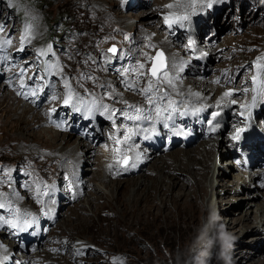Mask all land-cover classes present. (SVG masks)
<instances>
[{"label": "rangeland", "instance_id": "1", "mask_svg": "<svg viewBox=\"0 0 264 264\" xmlns=\"http://www.w3.org/2000/svg\"><path fill=\"white\" fill-rule=\"evenodd\" d=\"M140 1V7L137 6L138 8L133 10L131 5L134 4L126 3H131V0H0L1 94L6 95L13 92L5 87V81L8 78L9 84L15 85L19 89V93L27 94L32 98L24 101L22 100L24 95L15 92L16 94H13L18 101L23 102L25 106L38 114L41 111H48V113L45 111L47 122L42 123L35 130L51 131L53 135L58 133L61 137L73 127L72 124L74 122L68 125L65 115L58 113L54 109L60 105L64 106V100L69 97V93L73 96L76 103H72V110L75 107L82 106L81 114L84 115L81 118L83 120L95 119L96 121L102 116L110 120L108 125L96 122L98 128L102 127V131L98 130L102 136L97 139H95L94 131H90L87 141L80 139V131L79 133L74 132L73 136L68 138V142L71 145L70 151L75 154V157H78V168L76 169L78 171L74 173L73 178L68 177V174L63 173L60 169L58 170L56 167L58 162L48 160L47 155L49 154L47 152L41 151L39 154L42 157L37 154L23 156L18 149L28 146L23 145L22 141L19 143L11 141V137L7 135L6 127H3V122L2 124L0 123V199L4 196V198H8V196H11L9 194H12L22 200L29 209L31 216H29L30 225L37 220L44 221L35 223L29 226L30 228L27 227L26 230L29 235L24 227H22L24 230H19V227L12 228L7 223L0 222L2 225L7 224L8 229L12 231L8 232L10 234L8 238V233H3L5 229H0V243L3 241L6 247L8 246L10 257L14 254L16 255L14 260L9 258V264H188L193 261L195 249L203 247L200 243L196 244L191 247L186 258L178 257L176 255L177 248L180 245L184 247L190 236L183 229L170 232L171 236H173L172 245L158 241L157 245L154 246V243L147 239L148 236L144 233H139L138 230L130 229L127 226L117 225V219H113V212L100 210L99 214L93 213L96 205L104 203V198L111 202L119 195L113 189L114 185L111 186L112 188L107 187L105 189L100 184L97 171L98 167L110 162L111 165L114 164V170L111 169L112 174L119 182L125 181L136 174H125L128 164L124 167H120L118 164L119 159H124L125 156H128L129 163V155L127 153L118 155L120 143H117L121 137L127 134L128 137H133V142L131 143V138H128V143L136 147L138 156L149 153L151 148L146 143L141 142V139L136 138L135 133L136 128L146 127V130L144 129L142 132L150 130L153 123L151 121L152 117L139 120L129 119V116L136 115V108L143 110L142 116L152 111H154L152 113L156 114L155 109L157 106L161 108L162 116H166L169 111L171 112L172 118L164 119V122L160 124L159 130L157 129L154 132L156 134L160 130H168L169 127L175 133L177 132V136H167L163 138L164 143L160 142L162 145L160 146L159 144V146L163 155L177 151V149H183L176 145L174 150H166L171 140H179L178 130L182 128V125H180L182 121L186 124L193 123L194 125L202 121L203 124L201 125H204L205 128L203 130L205 133L209 125L216 121L212 122V120L217 119L218 116L217 120H221V124L224 123L222 122L224 119V124L230 125L233 123L238 125L236 117L242 118V113L237 111L235 105L236 101H240L243 97H237V94L240 92L239 94L242 95L243 91L248 93L251 86L257 88L258 85L259 87V78L257 79L258 83L254 84L253 75L257 70L259 73L264 70V10L260 9L257 11L259 4H264V0H254L253 2L251 0H237L240 4L247 1L252 8L248 6L241 8L238 3L232 2L233 0H217V3H224V8L229 10L228 15L224 12L217 14L219 19L222 20L220 26L223 27L227 17L232 26L219 33L218 37H215L214 33L207 30L208 35L203 36L200 40L201 42L199 41L200 44L197 45L196 50L200 51L201 55H198L197 58L199 59L195 60V62H191V57H195V55H192L194 53L185 50L181 54V67L174 73L177 81H182L186 78L190 81L193 80V84L209 85L216 88V90L219 89L224 91V93H230L224 102L218 103V107L208 108L207 105H204L207 109L205 108L206 114L202 120L200 116L203 113L197 112L193 116L192 114L184 113L179 109L180 106L178 107L177 99H171L169 95L166 97L163 94L161 82L166 81L164 74L167 72L165 71L166 60L164 54L160 49H155L154 42L150 41L149 43L150 38L141 32L145 31L144 34L148 35L161 34L155 35L156 39L159 36L166 38L169 35L167 29L160 28L165 22V16L173 20L178 15L177 13L187 12L182 14L187 15L189 13L187 9H193L194 6L210 9L208 4L213 0H188L184 4V8H186L184 11L175 10L176 6L181 5L178 0ZM255 1H258L256 6H254ZM158 2L162 3V8L166 7V14L163 15L162 11L157 8ZM172 2L176 4L173 6ZM168 5H172V7H168ZM211 7L212 9H218L220 6L214 7L212 5ZM245 8H249L248 11H244ZM121 16L129 19L128 27H124L117 22ZM197 16L200 20L203 15L197 14ZM210 17L211 15H208L207 20L200 24L207 28L206 24L209 23ZM141 23L143 24V30L137 31L136 27ZM176 25L179 28L181 27V30H187L186 25L183 23ZM261 40L263 43H260ZM179 42L178 46L182 45L180 49L187 47L186 44H183L184 39ZM173 45L177 46V44ZM110 49H115L116 54L109 51ZM208 50L215 51L212 60L205 56ZM219 52H222L223 57L218 54ZM158 54H162L165 67L164 71L159 74V79L150 75L149 71L160 64L161 58ZM56 67H58V70ZM240 68H244V71H240ZM186 71H188V74ZM246 77L248 81H252L249 89H246V84H242L245 82ZM256 77L258 76L256 75ZM262 78L264 81V77ZM102 81H105L104 83L107 85L109 82L113 85L115 84V90L113 87L110 90L109 86H104ZM65 82H67L68 87H65ZM21 84L25 85V87L22 88ZM149 85H151V91L145 93L144 90ZM216 90H211L210 96L214 93L212 91L216 92ZM33 91L35 95L31 94ZM194 93L196 96L200 95L197 90ZM219 96L220 93L218 94ZM147 97H151L154 103L150 104ZM32 100L38 103L33 105ZM105 101L109 103L103 104ZM259 101L261 100H257V106L262 105L264 107L262 101L261 104H258ZM105 106H107V111H105ZM114 107L117 109H113ZM41 115L44 117L43 113ZM244 116L245 114H243ZM179 119L181 120L177 121ZM153 121L156 120L153 119ZM260 123L263 124V121ZM165 124L168 127H165ZM254 125L257 126L255 121ZM87 126L84 125L81 128L85 131ZM94 126L95 124L92 129ZM216 129H219L218 123ZM105 133L111 135L113 143L110 142L107 135L103 137ZM230 133V131H226L225 136H231ZM52 134H49L47 139ZM93 134L94 139L91 140ZM235 137L233 134L230 138ZM184 139L186 142L189 141V138L185 137ZM198 141L197 139L187 149L196 148L199 144ZM89 143L94 145V148L98 151L97 156L93 155L91 157V159H94L91 163H87L85 156H83L84 154L81 152V147ZM59 144L60 142H58L57 147L61 146ZM150 144L155 145V141ZM29 146H32L31 149L35 148V144ZM226 148H229L227 143L217 148L215 150L216 156L219 157L224 150L227 151ZM137 150H139V153ZM241 163H243L244 167L240 166ZM245 166L246 163L242 154L237 151L228 160V164L222 163L220 167H215L216 171L225 173L230 179L236 180L229 187L230 196L238 199L254 195L253 198L255 200L253 204L249 202V205L245 204L238 209L231 207V205L220 204L219 201L223 191L222 187L216 188L217 190L209 196L208 200V205L212 212V220L209 221L207 219L202 225V228L206 230L205 241L208 247L198 257L194 258L197 264H225L234 257L229 255L231 252L226 253L232 251V249H225V247L232 245L237 251L241 242L246 245L243 249L248 251L246 253L247 260H251L253 253L256 252L251 245L258 247L264 242V240L257 239V237H260L259 235L264 237V226L262 223L258 224L260 230L256 229L257 232L253 231L255 230L253 227L240 230L241 224L246 225L248 218L256 215L260 206L262 207L261 204H264V188L256 192L253 189L254 186H251L249 193L243 192V189L247 191L245 184L250 181V179H247V175L249 174L253 177L255 173L264 170V165L258 164L249 168ZM131 170L133 169H129V172ZM149 174L150 172H147L146 176H149ZM94 176L97 178L91 181L90 179ZM181 176L183 175L181 174ZM66 189L68 190L66 191ZM116 191L118 193L119 190ZM77 195L78 198L76 197ZM100 196L101 199L99 198ZM49 201L53 202L47 212L48 217H46L44 205ZM239 202L238 200L235 204ZM16 205L19 204L16 203ZM15 207L0 208V217H3L5 221L12 220L17 223V221L21 220L22 214L17 209H14ZM229 210L231 212L230 216L221 214V212ZM73 214L80 217L91 216V220L96 223L106 220V223L110 224L108 230L111 237L103 239L104 242L101 245L91 243L92 229L85 230V225H89L87 221H84V227H71L69 221ZM213 222H216V224L218 222L224 226L234 223L236 229H226V232H232V237L235 235L236 238L230 239L227 243H222L226 236L223 235L219 227L212 226ZM103 227H105L104 224ZM21 231L27 235L23 238L25 241L32 240V236L35 234L37 237L43 234V237H46L48 242L36 244L30 253L27 251H14V245H18V243L11 239L13 237L12 234H19ZM72 232L74 233L73 239L68 241L67 236ZM197 238H199L198 235ZM251 239L255 241H251ZM23 243L25 242H21L20 245L25 247L26 245ZM35 249H39L42 257L36 255L29 258V255L34 253ZM170 250L171 252L169 253ZM39 251L35 252V254H39ZM25 254L28 256H25ZM262 255H264V250ZM260 263L264 264V260Z\"/></svg>", "mask_w": 264, "mask_h": 264}, {"label": "bare ground", "instance_id": "2", "mask_svg": "<svg viewBox=\"0 0 264 264\" xmlns=\"http://www.w3.org/2000/svg\"><path fill=\"white\" fill-rule=\"evenodd\" d=\"M178 1L182 6L181 5L176 6L175 10L184 11L186 9L184 8V4L188 0H178ZM251 1L253 2L254 0H251ZM232 2L238 3V5H240L241 8L246 7V6L248 7L251 6L247 1L242 2V4H240L239 1L237 0L236 1L233 0ZM126 3L134 4V5H131L132 6L131 9L133 10L137 9L141 5L140 0H131V3L129 2H126ZM158 3L159 4L156 5L157 8L160 9V11H162L163 15L166 14L167 13L166 7L162 8L163 6L161 5L162 3L161 2H158ZM172 4L174 6V4L176 3L172 2ZM256 4H258V1L255 3L254 6H256ZM211 5H213L214 7H218V6L220 7L218 9L217 8L212 9V7H210V9H207V7L197 8L194 6L193 7L194 10L187 9L189 13L183 16H187L188 19L182 20V22H180L186 25L187 27L186 31H184V29L181 30L180 29L181 27L179 28V26H177L176 24H172L171 27H169V25L165 23L161 25L160 28L161 29L166 28L169 34L166 36V38L164 37L161 38L162 36H159L156 39L155 35L156 36L161 35L159 33H155V35L144 34L145 31H142L143 30L142 23L136 27L137 31L141 30L142 32L141 31L140 32L143 35L150 38L149 43L150 41L152 43L154 42L155 49H160L161 52L164 54V57L166 60L165 62L166 70L165 71L167 72L164 74L166 76L165 77L166 81L161 82V88H162L163 94L166 97H168L169 95L171 99H177L178 107L180 106L179 109L184 113L192 114V116L193 114L197 112L203 113V115L200 116L201 120L206 114L205 111L207 107H205L204 105H207L208 108L213 107V106L216 107L218 103H221L222 101L224 102L228 96L225 95L224 91H220L219 89H217L218 90L217 91L216 88H214L213 86L193 84L194 82L193 80L190 81L184 78L182 81L181 80L177 81L176 77L174 76V73L176 72V70H179V68L181 67V63H182L181 54L183 53V51L186 50L190 53H194L192 55H195V57H191V62H195V60L199 59L197 57L198 55H201V52L196 50L197 45L200 44L201 42L200 40L202 39L203 36L205 37L208 35V32H206L207 30L209 32L214 33L215 37H218L219 33L228 29L229 26H232V24H230L228 17L223 27L220 26L222 23V20L219 19V15L217 14L219 12H224L227 15L229 14V10L224 8L225 4L224 3L219 4L217 3V0H213L211 2ZM261 5L259 4V8L257 9V11L260 9L264 10V4H261ZM248 9L249 8H245L244 11H248ZM191 11L193 12L191 13ZM194 11H196V13H194ZM186 13L180 12V13H177L178 15L176 16H180ZM197 14L203 15L202 17H200V20L198 19ZM208 15H211V17L209 19V23L206 24L208 26L206 28V26L204 25L202 26V24L200 23L205 22L207 20ZM215 15L217 16L214 18ZM128 21L129 19L127 17L121 16L119 17V20L117 22L123 25L124 27H128ZM129 36L131 35L129 34ZM181 39H184L183 44L187 45V47L184 49H180L182 45L178 46V44L180 43L179 41ZM191 41L194 44H192ZM260 43H263V41L261 40ZM173 44H177V46L175 47V45ZM214 52L215 51L213 50H208L205 56L208 59L212 60ZM218 54L221 57H223L222 52L221 53L219 52ZM56 68L58 70V67ZM164 69L165 67H163V69L160 72H158V75L162 73ZM187 70L190 71L189 68H187ZM241 70L244 71V68H240V71ZM188 71H186V73ZM255 75L258 76L257 79L259 78V83H260L259 87L257 85V88L256 87L253 88L252 86L250 88L252 81L250 80L248 81L246 77L245 82H243L242 84H246L245 85L246 89L250 88L248 90V93H245V91L242 90L243 91L242 95L239 94L240 92H238L237 94V97H243L241 98L240 101H236V105H235V107L237 108V111H240V113H242V118L236 117L237 118L236 123L239 126L233 123L230 125L224 124L225 123L224 119L222 121L224 123L221 124L220 123L221 120H217L219 118L218 116L217 119L215 118L214 120H212V122L215 120L216 121L212 125L211 124L209 125V127L206 129L207 132L205 133V131L203 130L205 128L204 125H201L203 124L202 121L199 124H195V125L193 123L186 124L185 122L182 121L180 122V125H182V128L178 130V135L180 136L179 140L172 141L168 145L166 150H169V151L171 149L174 150V147L176 145H179L183 149H180V150L177 149V151L175 150L173 152H170L169 154H166V155L161 154L162 153L161 152L162 150L160 149V146L162 145L161 143L162 142L164 143L163 138L167 136H170V135L177 136V132L175 133V131L169 127L168 130H160V132L154 134V132L157 131V129L159 130L160 124L164 122L163 121L164 119L161 118L158 120L157 115L155 113H152L154 111L147 112L145 116L150 115V117H152L151 118L152 119L151 121L153 122L151 125L152 128H150V130H148L147 132H142L144 129L146 130V127L139 128V129L136 128L135 137L141 139L140 140L141 142L146 143L149 146V148H151L149 153L147 155L138 156L136 154V147L135 146L133 147L131 144L133 142L132 141L133 137H129L131 138V143H128V139L125 140V136L120 138L118 155H121L123 153L124 154L127 153L129 155V163L126 168V171L124 170L125 174H128V173L129 175H133L135 173L136 174L129 177L125 181L119 182L115 179V176L114 174H112V171H111V169L114 170V164L111 165L110 162H107L105 165L98 167L97 174L99 175V178H100V180L98 179L100 181V184L105 189L107 187L112 188L111 186L114 185L115 187L113 189L115 190L116 194H119V195L118 197H115L112 200L113 202L111 201L112 203L108 202L104 198V203L101 205H96L94 212L93 211L91 212L95 214H97L100 210H108L109 212H113V219H117V225L127 226L130 229L138 230L139 233H144L145 235L148 236L147 239H150L154 243V246L157 245L158 241H161L164 244L172 245L173 236H171L172 234H170V232L172 230L176 231V230L183 229L184 231L188 232V235L190 234V236L187 241V244H185L184 247H181L180 245L177 248L176 255L178 257L186 258L189 254L191 247L200 243L203 245V247L201 249H195L193 253V261L188 263V264H197V261L194 258L198 257V255L202 253V251H205L208 247L207 246L208 244L205 241L206 230L205 228H202V225L207 219L209 221L212 220V212L210 210V206L208 205V200H209V196L215 190H217L216 188L222 187L223 193L219 201L220 204L231 205V207L238 209L239 207L245 204L249 205L250 204L249 202L253 204L255 200V198H253L254 195H249L250 197H246V198L242 197L238 199L230 196L229 187L236 180L230 179V177L227 174L220 173L218 172V170L216 171L215 169V167L217 166L220 167L222 163L228 164V160H230L231 157L234 156L237 151H239L242 154L243 160L246 163V166H245L246 168H249L251 166H255L258 164L264 165V128H263L264 127V107L262 105L257 106V100H261L262 104L264 105V81L262 78L264 77V70L261 73H259L258 70L255 71L253 76ZM169 81H171V83H169ZM104 82L105 81H102V84L106 86L107 84ZM5 83H6L5 87L7 89H11L13 92L7 93L6 95H2L0 92V123L2 124L3 122V127H6L7 135L11 137L10 138L11 141L18 142V143L22 141L23 145L28 146V147H23V148L18 149L19 151H21L20 153L23 156L37 154L38 156L42 157V155L39 153L41 151L47 152L49 154L47 155L48 156L47 159L50 160L51 162H58L57 163L58 166L56 165L58 170L60 169L63 173L68 174V177L73 178L74 173L78 171V170L76 171V169L78 168L77 167L78 157H75V154L70 151L71 145L68 142V138L73 136L74 132L79 133L80 131L81 132L80 139L87 141L88 134L91 133L90 131H94L95 139H97L99 138V136H102V134H100L101 132L98 131V130L102 131L101 129L102 127L98 128L97 123L98 124L104 123L105 125H108L110 123V120H107L104 116L100 117L96 121L95 119L83 120L81 118L84 115V114H81L82 106L75 107L72 110V106H73L72 103H75V100L73 99V96L71 95L72 98L70 99L69 104H64V106L60 105L54 109V110H57L58 113L65 115L66 121H68V125L73 122L75 123V124L74 123L72 124L73 127L70 128V130L66 134H64L61 137L58 133H55L53 135L51 131H45L43 129L35 130L36 127L40 126L42 123L47 122L46 113H45L46 110L44 109L45 111H41V113L39 112L40 114H38L31 108H28L27 106L23 104V102L18 101V99L15 98L14 94L19 93V89H17V87L13 84L10 85L8 82V78H7V81H5ZM114 85L111 82H109L107 87L109 86L111 90L112 87L114 89ZM194 90L199 91L200 95L196 96L194 93L195 92ZM211 90H216V92L212 91L214 93L210 96ZM217 92L218 94L220 93L219 97H218ZM28 98H31V97L28 96ZM22 100L25 101L27 99H22ZM261 101H259L258 104H261ZM32 102H33V105L38 103L33 100ZM108 103L105 101V103L103 104H108ZM59 107L60 109H58ZM116 107H114L113 109H117ZM46 112L48 113V111ZM42 113L44 114V117L41 115ZM243 114H245V117H243ZM153 119H155L156 121H153ZM180 120L181 119L177 121H180ZM254 121L257 124V126L254 125ZM262 121H263V124L260 123ZM217 123L219 124V129H216ZM94 124L95 126L92 129ZM84 125H88L85 131L84 129L81 128ZM226 131H230L231 133L233 131V133L232 134L230 133L231 136L228 137V136H225ZM138 133H139V136H138ZM49 134H52V135L49 137V139H47ZM94 134L91 140L94 139ZM233 134L236 137L230 138L232 137ZM106 135L110 139V142H112L111 135L108 133H105L103 137H106ZM205 135H207L208 138H206L207 136L205 137ZM185 137L189 138V141L184 143L182 142V140ZM197 139L199 140L198 141L199 144L197 145V147L194 149L192 148V150L187 149ZM154 141H155V145L154 144L151 145L150 143L151 142L154 143ZM58 142H60L59 145H61L59 147H57ZM224 143L225 144L227 143L229 148H226L227 151L224 150V152L221 153L219 157H217L215 154V150L217 148L222 147ZM33 144H35V148L33 147L31 149L32 146H29V145H33ZM186 144L188 145L184 146ZM82 147H81V152L82 154H84L83 156H85L87 163L93 162L92 160L94 159L93 158L91 159V157L93 155L94 156L98 155V151H96V148H94V145L89 143L88 145L82 146ZM138 151L139 150H137V152ZM25 158H28V157H25ZM223 160H226V161H223ZM110 165L111 167H109ZM240 166L244 167L243 163H241ZM129 169H133V170L129 172ZM143 169H145V171H143ZM147 172H150L149 176H146ZM177 174H180V175H177ZM181 174L185 177L181 176ZM249 177H252V176H250L249 174L247 175V179H250V181L248 184H245V187H247V191L243 189L244 193H249L251 186H254L253 189L256 192H259L260 189L264 188V170L260 171L259 173L258 172L255 173L252 178H249ZM96 178L94 176L90 180L94 181ZM178 181L180 182L178 183ZM67 190L68 189H66V191ZM116 190H119L118 193ZM9 195L11 196H8V198H4L5 196L2 197L0 199V203L4 204L5 207L16 206L14 209H17L22 214L21 220L17 221L19 230H21L22 227H24L26 230L27 227L29 226H25V221L29 222L30 217H31L28 211L29 209L25 206L23 201L20 200L18 197L12 194H9ZM76 197L78 198V195ZM99 198L101 199V196ZM238 200L240 202L238 204H235L236 201ZM52 202L53 201H49L44 205L46 217H48L47 212L49 211L50 206L52 205ZM16 203H18L19 205H16ZM261 205L262 207L260 206V208L258 209L259 212L256 213V215L248 218L247 220L248 222L246 225L241 224L240 230L250 229L251 227H253L255 228V230L253 231L257 232L256 229H259L258 228L259 223H262V225L264 226V204H261ZM221 214L230 216L231 212L230 210L227 212L223 211L221 212ZM18 217L20 218L19 215ZM90 217L91 216H87V217L74 216L73 214L69 222L71 224V227L78 228V227H84V224H85L84 221H87L89 225H85L86 226L85 230L92 229V237L90 239V242L101 245L104 242L103 239H107L111 237V234L108 230L110 224L108 225L106 223V220L96 223L93 220H91ZM40 222H44V221L37 220L36 222L32 223V225H34L35 223H40ZM103 224L105 225V227H103ZM229 224H227L226 226L221 225L218 222L217 224L216 222L215 223L213 222L212 224L213 227L214 226L217 228L219 227L223 235L226 236L224 238L225 240H222V243H227L230 239L233 240L236 238L235 235L234 237H232V234H231L232 232L231 233L226 232V229H232V230L236 229L234 223H229ZM0 229L2 230L5 229V232L3 231V233H6V234L9 231H11L8 229L7 224L2 225L0 223ZM26 232L29 235V232L27 230ZM73 234H74L73 232L71 234H68L67 236L68 241L73 239L72 238ZM12 235L13 237H11V239L13 241L15 240L18 243V245H14L13 249L14 251H19V252L27 251L30 253L31 250L34 249L33 247L36 244L39 245L40 243L48 242V239L46 237H43L44 236L43 234H41L40 236L38 235V237L35 234L34 236H32V240L30 241L23 240V238L27 236L25 233L20 232L19 234H15V235L12 234ZM197 235L199 238H197ZM259 236L260 237H257V239H260L261 241H263L264 237H262V235H259ZM7 237L8 238L10 237L9 233ZM34 240L35 242H33ZM251 241H255V240L251 239ZM1 242L2 243H0V264H9V258L14 260L16 258L15 257L16 255L14 254L12 255V257H10L9 255L10 251H8V246L6 247L4 242L3 241ZM21 242H25L23 244L26 246L25 247L21 246L20 245ZM245 246L246 245L244 244V242H241V244H239L238 246L237 251H236V248H234L232 245L230 247H225V249H228V248L232 249V251H228L226 253L231 252L229 255L234 256L225 264H261L260 262L264 260V255H262V252L264 250V242L261 243L258 247L255 245H251V247H253L254 250H256V252L253 253L252 258H250L251 260H247L248 258L246 256V253L248 251H245L243 249V247ZM37 251H39V249H35L34 253L29 255L30 256L29 258H31L32 256L34 257L36 255L38 256L40 255L42 257L40 251H39V254H35V252ZM170 252L171 250L169 251V253ZM25 256H28V255L25 254Z\"/></svg>", "mask_w": 264, "mask_h": 264}, {"label": "snow or ice", "instance_id": "3", "mask_svg": "<svg viewBox=\"0 0 264 264\" xmlns=\"http://www.w3.org/2000/svg\"><path fill=\"white\" fill-rule=\"evenodd\" d=\"M208 6L211 7L212 6L211 3H209ZM168 7H172V5H168ZM164 19H165V23H167L169 25V27H171L172 23H176V22H179L180 20L188 19V17L187 16H179V17H176L174 20H170L168 16H165ZM109 51L113 52V54H116V50L115 49H110ZM158 56L161 58L160 68L162 69L164 67L162 54H158ZM141 67H143V66L141 65ZM158 71H159V69H157L154 66L153 71H152V75L154 77H156L157 79L160 78L159 75H158ZM256 82H257V77L254 76L253 77V83L255 84ZM169 83H171V81H169ZM21 87L24 88L25 85L21 84ZM65 87H68L67 82H65ZM144 91H145V93H148L149 91H151V85H149V87L146 88ZM18 94H22V93H18ZM31 94L35 95V92L33 91ZM22 95H24V99H28V95L27 94H22ZM225 95H230V93H225ZM53 99H55V97H53ZM70 99H71V94L69 93V97L64 100V103L68 104ZM147 99L149 100L150 103H154V101L152 100L151 97H147ZM105 111H107V106H105ZM155 111H156V115H157V119L158 120L161 119V118H163V119H171L172 118L170 111L168 112V114L166 116H162V110H161V108L159 106L156 107ZM135 113H136V115L129 116V119L139 120L141 118H143V119H150L151 118L150 115L149 116H142L141 114L143 113V110L140 109V108H136L135 109ZM165 127H168V125L165 124ZM128 138H129L128 135L125 134V140H127ZM117 143H120V141L118 140ZM124 163H125V165L128 163V159L127 158H125ZM109 167H111V166H109ZM4 207H5L4 204H0V208H4ZM26 215H28V214H26ZM0 222L7 223L9 225V227H12V228L18 227V223L13 222L12 220L5 221L3 217H0ZM25 226H30V222L25 221ZM21 230H24V228H21Z\"/></svg>", "mask_w": 264, "mask_h": 264}, {"label": "water", "instance_id": "4", "mask_svg": "<svg viewBox=\"0 0 264 264\" xmlns=\"http://www.w3.org/2000/svg\"><path fill=\"white\" fill-rule=\"evenodd\" d=\"M160 63H161V62H160ZM156 68L159 69L158 72H160V71L163 69V68H162V69L160 68V64H159ZM149 71H150V73H151L150 75H152V71H153V69H152V70L150 69ZM152 76H153V75H152Z\"/></svg>", "mask_w": 264, "mask_h": 264}]
</instances>
